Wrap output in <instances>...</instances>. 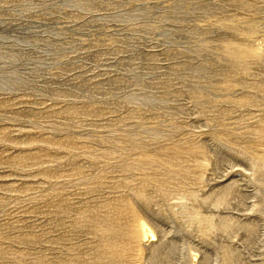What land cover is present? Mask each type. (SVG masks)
Instances as JSON below:
<instances>
[{
    "label": "rangeland",
    "instance_id": "rangeland-1",
    "mask_svg": "<svg viewBox=\"0 0 264 264\" xmlns=\"http://www.w3.org/2000/svg\"><path fill=\"white\" fill-rule=\"evenodd\" d=\"M0 264H264V0H0Z\"/></svg>",
    "mask_w": 264,
    "mask_h": 264
},
{
    "label": "bare ground",
    "instance_id": "bare-ground-1",
    "mask_svg": "<svg viewBox=\"0 0 264 264\" xmlns=\"http://www.w3.org/2000/svg\"><path fill=\"white\" fill-rule=\"evenodd\" d=\"M148 234L150 235V237L156 238V234L153 231L149 230Z\"/></svg>",
    "mask_w": 264,
    "mask_h": 264
}]
</instances>
